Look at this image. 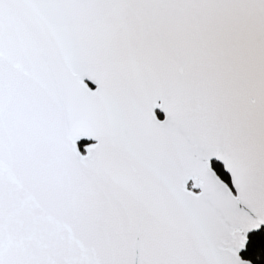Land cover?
Segmentation results:
<instances>
[{
	"label": "snow or ice",
	"instance_id": "1",
	"mask_svg": "<svg viewBox=\"0 0 264 264\" xmlns=\"http://www.w3.org/2000/svg\"><path fill=\"white\" fill-rule=\"evenodd\" d=\"M0 264H264V0H0Z\"/></svg>",
	"mask_w": 264,
	"mask_h": 264
}]
</instances>
